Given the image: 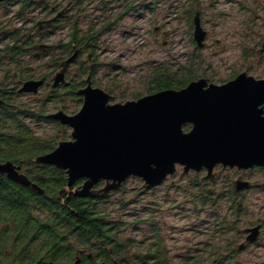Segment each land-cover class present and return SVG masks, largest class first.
Returning <instances> with one entry per match:
<instances>
[{"label": "rangeland", "instance_id": "obj_1", "mask_svg": "<svg viewBox=\"0 0 264 264\" xmlns=\"http://www.w3.org/2000/svg\"><path fill=\"white\" fill-rule=\"evenodd\" d=\"M197 1L200 21L207 31L204 40L206 46L197 47L198 50L191 42L193 26L184 10L186 0H141L139 3L142 2V5H139L144 7L138 8L140 6L136 4L137 10L135 7L125 8L124 2L109 1L103 6L94 0L80 1L82 7L77 19L80 30L94 29L106 21L115 23L95 40V46L90 50L93 58L91 62L87 63L88 52L83 51L79 61L70 66L69 74L77 72L79 66L89 67L90 64L94 69L90 78L92 85L105 91L106 88L110 89V94L114 96L109 100L110 103L152 93L149 92L152 68L165 67L174 71L194 56L196 63L193 69L197 75L209 76L216 84L242 71L255 78L264 77V51H259L264 43V0ZM7 7L0 6V23L4 25L10 19L9 26L26 29L29 25L15 17L16 7L13 3ZM118 16L120 19L115 21ZM67 32L64 28L51 34L44 44L47 46L59 39L66 40ZM166 33L167 43L163 44ZM154 38L159 43L154 42ZM215 40L219 43H215ZM43 63H47V59L40 58L33 65L35 78L49 71ZM3 65L0 63V67ZM53 76L54 73L48 78L49 82ZM83 79H86V75ZM40 91L39 95H42L46 88ZM64 104L68 110L62 108V103L50 110L62 109L73 113L81 107L69 99ZM45 129L47 134L53 131L49 125ZM67 131L65 140L70 138L71 129ZM201 176L203 174L196 176L192 172L185 173L181 165H176L175 172L149 193H141L143 181L138 177L130 176L123 181L122 190L106 203V208L108 216L119 229L118 237L132 244L128 256L135 252L146 254L154 251L155 238L151 228V222L154 221L156 230H159L157 237L165 263L220 264L212 262L215 256L213 252L220 251L223 244V236L216 223L221 222V219L228 220L227 207L230 201L224 196L223 184L211 189L213 198L214 195H220L213 207L209 204L202 206L193 200L196 179ZM255 179L257 186H264V171L256 170ZM172 180L174 183L171 184ZM246 202L252 210L251 218H264L262 190L250 192ZM247 218L241 217V227L246 224ZM146 260L147 264L153 262L152 256ZM224 261L223 264H264V235L248 251Z\"/></svg>", "mask_w": 264, "mask_h": 264}, {"label": "water", "instance_id": "obj_2", "mask_svg": "<svg viewBox=\"0 0 264 264\" xmlns=\"http://www.w3.org/2000/svg\"><path fill=\"white\" fill-rule=\"evenodd\" d=\"M206 34L196 10L193 39L198 48L205 46ZM78 53L76 49L60 62L52 87L64 82L65 69ZM90 78L89 72L85 85L76 92L82 99L78 111L50 114L71 129L70 138L33 158L36 163L63 169L68 185L83 178L75 195L106 197L130 176L142 179L149 189L172 175L176 165L184 172L204 167L209 179H213L212 169L218 163L264 167V78L245 71L222 84H207L199 78L180 89H162L116 103H110L112 95L93 86ZM43 82L42 78L26 80L19 90L36 93ZM186 124L191 125L187 131L183 128ZM19 169L10 160L0 161V174L42 193L43 189ZM99 180L105 184L95 189ZM233 183L239 187V181ZM257 228L251 229L249 239H256Z\"/></svg>", "mask_w": 264, "mask_h": 264}, {"label": "trees", "instance_id": "obj_3", "mask_svg": "<svg viewBox=\"0 0 264 264\" xmlns=\"http://www.w3.org/2000/svg\"><path fill=\"white\" fill-rule=\"evenodd\" d=\"M11 1L19 2L14 13L20 20H25L28 6L34 3L45 4L48 0ZM184 10L193 26V17L195 11L199 10V2L186 0ZM119 19L120 16L115 21ZM114 23L106 21L99 27L94 29L91 27L86 31L80 30L75 25L67 33L68 40L61 47L59 39L55 44L43 47L44 49L40 52H33L30 49L33 40L25 28L18 26L13 30L3 31L0 25V63L5 65L0 67L2 79L5 82L3 85L0 79V161L10 160L20 167L19 171L25 174L31 182L43 189L42 193H38L31 185L14 181L4 173L0 174V264L16 262L23 264L27 259L26 250L31 243V238L40 233L48 234V237L52 234H62L64 232L59 230L61 227L78 224L80 232L88 235L94 233V226H101L100 220H106L109 225L114 226L117 232L119 231L113 219L108 216L106 203L110 200L104 205H95L92 200L97 198L75 195L76 185L81 182V179L68 185L67 175L63 169L54 165L36 163L33 160L35 156L52 150L59 141L66 139L67 130L70 128L53 119L50 114L54 111H51L50 108H57L59 103H62V108H66L64 101L67 99L81 105L82 99L76 92L85 85L83 76L87 77L89 72L92 74L94 69L79 66L76 77L70 73L66 78L64 76V82H60L57 86L52 87L50 83L48 90L46 89L47 92L40 95L41 99L19 90L24 81L35 78L36 71L33 65L40 61V58L47 59V63L42 65H45L49 70L41 76L50 78L51 74H55L60 68V61L56 58L58 53H64L67 56L74 52L71 48L72 44L81 46L83 51L92 50L97 37ZM47 37L50 35L47 34ZM191 42L195 44V50H198L193 38H191ZM259 51L263 52L264 47L261 46ZM195 60V56L194 58L190 57L187 64L177 67L174 71L165 67L152 68L149 74L151 83L149 92L184 87L198 76L193 69ZM106 89L111 93L110 89ZM112 97L114 96L112 95ZM68 113H72V111ZM48 125L53 129L51 134L46 133L45 127ZM196 184H198L199 190L193 193V200L202 206L205 204L214 205L216 198L220 195H214L215 198H213L212 190L199 178L196 179ZM122 188L123 182L114 191L120 192ZM227 195L230 197L231 203L236 202L229 191H227ZM70 222L73 223L70 224ZM56 227L58 229H55ZM52 228L55 230L52 231ZM151 228L152 236L155 238L154 251L146 254L135 252L131 256H128L127 253V257L136 264L143 262L147 264L146 258L150 256H152L153 262L149 264H167L163 261L164 258L159 247L160 240L157 237L159 230H156L157 226L154 221L151 222ZM46 240L50 241L49 238ZM117 245L119 250L127 248V252L132 246L131 243L121 239L117 241ZM213 253L215 256L212 258V262L216 263L218 262V252L214 251Z\"/></svg>", "mask_w": 264, "mask_h": 264}, {"label": "flooded vegetation", "instance_id": "obj_4", "mask_svg": "<svg viewBox=\"0 0 264 264\" xmlns=\"http://www.w3.org/2000/svg\"><path fill=\"white\" fill-rule=\"evenodd\" d=\"M80 1L82 2V0H48L45 4L34 3L28 6L25 13V20L19 19V21H21V23L25 21L24 23L29 25L26 28V31L30 36V38L33 40V44L30 47V49L33 52H40L41 50L44 49L43 47H37V46L44 44V42H46L45 40L48 38L47 34L49 35L54 34L55 32L59 30H63L64 28H66L67 31L69 32L71 27L78 24L77 19L79 17L80 9L82 7ZM94 1H97L99 4L103 6L109 1L124 2L125 8H127V6L130 9L135 7V10L144 7V6H140L142 5L141 4L142 2L139 3L141 0H94ZM151 1L153 2L155 0H151ZM12 3L13 2L11 0H3L2 2H0V6L7 7ZM136 4L140 7L137 8L135 6ZM13 5L17 9L19 6V2H15L13 3ZM15 17L17 19L19 18L17 17L16 13H15ZM7 20L10 22V19ZM8 21L5 22L8 25L6 24L2 25V23H0L3 31H7V29L13 30L16 28V26L14 25L9 26L10 24L8 23ZM164 36L165 37L162 39V43L166 44L167 33ZM66 37H67L66 40L65 39L61 40L60 47L64 44V42L68 40V36ZM154 42L159 43L157 38H154ZM214 42L219 43L218 40H215ZM261 46L264 47V43H262ZM71 48L73 49V51L79 49V53L77 58L72 63L68 64L67 68L65 69L64 72L65 78L69 75L70 66L79 61L80 59L79 55L80 53L83 52L81 46H77L76 44H72ZM87 52H88L87 63H89L88 61L91 62L93 58L91 57L92 55L91 51L88 50ZM72 53L73 52H71L67 56L64 53L62 54L58 53V56L56 58L57 60H59L58 59L59 55H62L61 56L62 58L59 60L61 62L62 60L70 56ZM72 73H73V77H76L77 72L74 71ZM237 74L228 76L221 83L218 84H222L229 80L234 79L237 76ZM41 78L44 80V82L42 85L39 86L38 91L36 93L28 92L39 99H41V96L39 95V93L41 92L40 90L44 88L47 89L50 86V83L52 85V79H53L52 77L50 82L48 81V78H45L44 76H38V78L36 77L33 79H41ZM199 78H204L207 84L214 83L212 81V78L209 76L207 77L197 76L192 80H196ZM1 80L3 85H5L3 79ZM261 106L263 108V114H264V103H262ZM65 113L73 114L68 112ZM190 127H191L190 124H186L183 126L185 131L189 130ZM256 170L264 171V167L258 165H252L250 167L240 168L237 166H233V167L223 166L221 163H218L212 169V172L214 174L213 179H209L206 176L207 170L204 167H202L198 171L190 169L188 172H185V173H189V172L195 173L196 176H199V174H203V176H201L200 179L203 180L205 185L210 189L215 188L220 184L225 185L224 196L230 199V197H228L227 195V191H229L234 196V199L236 201L235 203H231L230 201V205L227 207L229 214L228 220L221 219V222L216 223V225H218V228H220L219 231L223 236V244L222 246H220V251H218L217 254L218 263L220 262V264L225 263L224 260L226 259L234 258L237 255L242 254V252L248 251L249 247L255 245L258 239L264 235V218H259L256 220L251 218L252 210L251 208H248L247 207L248 205L246 204L247 203L246 201L248 199V194H250V192L254 193L257 190H262L264 192V186H260L261 188L257 186L258 184L256 183V179H255ZM169 176L171 175L166 176V178L159 185L163 184ZM80 179L81 182L78 185H76L77 188L81 185V183L84 180L83 178ZM235 180L239 181V187H236L234 185L233 182ZM172 183H174V180H172L171 184ZM104 184H105V180H99L94 185V188L99 189ZM159 185L147 189L144 187V181H143V185H142L143 187L141 193H149L152 190L156 189ZM195 187L197 192L199 190L198 184H195ZM118 193H119L118 190L117 191L113 190L109 192L108 196L95 197L97 199H93L92 201H94L95 205L96 204L104 205L105 202L110 200L113 196H116ZM210 206L213 207L214 205L210 204ZM242 216H247L248 218L246 224L241 227L240 222ZM72 223L73 222H70V224ZM99 223L101 224V226L99 227L98 225L94 226V230H93L94 233L88 235H84L80 232L79 230L80 225L78 224H72L70 226H66L65 228L61 227L59 230L64 232L62 234H56V235L52 234L49 237L48 234H43V233L42 234L40 233L39 235H35V237L31 238V243L27 247L26 250L27 259L23 264H136L128 259L127 248L126 249L125 247L122 248L123 246L121 245L122 249L120 250L118 249L117 241H119L120 238L118 237L117 235L118 233L114 228V226L109 225L106 220H100ZM256 226H258L257 228L258 235L256 239L251 240L248 237L252 234L251 229ZM55 229H58V227H56ZM55 229L52 228L51 230L54 231ZM225 234L232 236L226 237ZM48 238L50 239L49 242L46 240ZM14 264H20V263L16 262ZM141 264H146V263L143 262Z\"/></svg>", "mask_w": 264, "mask_h": 264}]
</instances>
